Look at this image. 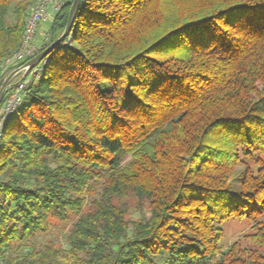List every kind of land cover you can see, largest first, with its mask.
<instances>
[{
    "label": "trees",
    "instance_id": "1",
    "mask_svg": "<svg viewBox=\"0 0 264 264\" xmlns=\"http://www.w3.org/2000/svg\"><path fill=\"white\" fill-rule=\"evenodd\" d=\"M32 6L0 0V63ZM46 60L0 137V264H264V0H82Z\"/></svg>",
    "mask_w": 264,
    "mask_h": 264
},
{
    "label": "built area",
    "instance_id": "2",
    "mask_svg": "<svg viewBox=\"0 0 264 264\" xmlns=\"http://www.w3.org/2000/svg\"><path fill=\"white\" fill-rule=\"evenodd\" d=\"M66 2L67 0H34L33 6L26 19V25L20 46L11 56L7 57L0 63V79L6 77L10 72L19 68V64L23 63L24 65L45 49L49 34H44L45 43L40 44L37 41L38 31L41 25L51 21L63 9ZM46 64L47 60L45 58L30 72L29 75H39L45 70ZM26 78L24 80H17L14 83V86L6 93L7 96L0 110V137L6 121L23 103L25 90L29 82L26 81Z\"/></svg>",
    "mask_w": 264,
    "mask_h": 264
},
{
    "label": "rangeland",
    "instance_id": "3",
    "mask_svg": "<svg viewBox=\"0 0 264 264\" xmlns=\"http://www.w3.org/2000/svg\"><path fill=\"white\" fill-rule=\"evenodd\" d=\"M32 1L34 3V0H32ZM12 19H13V17H11V20ZM49 27H50L49 22L41 25V27L38 31V34H37L38 38H40L42 36V33H47ZM17 76H18V78H16ZM17 76L15 77L16 79L13 80L14 81L13 83H15L17 80H20L23 76V73H20ZM6 77L0 79V81L1 80L4 81V79ZM32 77H33V74L29 75L26 78V81H29ZM1 85H0V87H1ZM129 200L132 204L131 209L134 210L136 199L134 197H130ZM56 224H58V225L52 226L51 230L48 233L39 234L37 237H35L33 240L34 243H37L39 246L46 245L49 241H59L62 244L63 243L65 244V238H66L69 226L66 224H59V223H56ZM223 229H224V236H223V239L221 241V245H223L222 247L224 248L225 251L228 250L230 248V246L236 241H240L244 245L248 243L247 240L245 238H243L245 236V234L248 233L247 230L249 229V223H248L247 219H243V220L236 219V220H231L229 222H226L223 225Z\"/></svg>",
    "mask_w": 264,
    "mask_h": 264
},
{
    "label": "water",
    "instance_id": "4",
    "mask_svg": "<svg viewBox=\"0 0 264 264\" xmlns=\"http://www.w3.org/2000/svg\"><path fill=\"white\" fill-rule=\"evenodd\" d=\"M81 2L82 0H73L72 5H71V10H70V15H69V20L68 24L62 33V35L53 43L51 44L48 48H46L43 52L38 54L36 57L31 59L30 61L26 62L24 65L21 67L13 70L3 81L1 87H0V105L3 102L7 91L14 86V83L12 81L15 79V77L23 73V76L21 80H24L30 72L40 64L49 54H51L57 46H59L62 42L65 41L67 36L70 34L72 25L75 21V18L77 16V13L81 7Z\"/></svg>",
    "mask_w": 264,
    "mask_h": 264
},
{
    "label": "crops",
    "instance_id": "5",
    "mask_svg": "<svg viewBox=\"0 0 264 264\" xmlns=\"http://www.w3.org/2000/svg\"><path fill=\"white\" fill-rule=\"evenodd\" d=\"M44 34H45V33H42V36H41L40 38H38V36H37V41H38L40 44H41V43H42V44L45 43V42H44Z\"/></svg>",
    "mask_w": 264,
    "mask_h": 264
}]
</instances>
